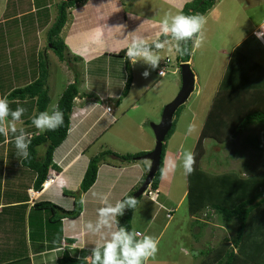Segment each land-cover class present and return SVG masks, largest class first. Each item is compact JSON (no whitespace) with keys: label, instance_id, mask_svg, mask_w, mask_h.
Returning a JSON list of instances; mask_svg holds the SVG:
<instances>
[{"label":"rangeland","instance_id":"374dc122","mask_svg":"<svg viewBox=\"0 0 264 264\" xmlns=\"http://www.w3.org/2000/svg\"><path fill=\"white\" fill-rule=\"evenodd\" d=\"M4 2V0H0V19H2L3 16L2 9L4 7ZM55 2L57 3L58 0H55ZM146 3H148L150 7L154 6L160 9V11L156 12V17L158 18H164L165 14L169 12L173 14L179 13L182 8H174V5H170L172 3H170L169 0H167V3H163L159 0H129L126 4L128 7H133L134 10L138 11V9H146ZM30 5V0H17L15 8L12 7V3L10 4L8 15L12 18L22 15V19L26 18L28 21L32 15L30 13ZM55 6L57 7V4ZM150 11L152 12V9H150ZM46 12L47 11L41 12L38 19L31 18L32 26L30 25L28 28L23 29L21 37L27 39L28 45L33 42V46L29 50L30 56L24 60L25 64L15 60L18 66L24 65L22 68V76H19V79L16 78L18 83L15 87L19 84H24L27 80L33 81L38 74H35L33 72L34 70L32 71L30 69V65L34 64L38 73V62L43 59L46 60V57L43 55L44 51H42L43 47L37 42H40V37H42L45 42L47 40V32L44 33L43 36V31L39 33L49 20V17L43 18V14ZM118 13L123 15L124 11L122 10V12H120L119 8ZM204 16L207 21L203 28L205 39L199 48L194 49L192 45L190 60L188 61L195 74L194 90L182 104L181 108L174 113L173 119L175 123L173 132L164 140L162 146L164 148V156L167 154L170 159L177 162V170L175 173L171 174L167 180H161L158 189L162 193L160 197L157 198V203H152L149 196L142 195L132 212L131 227L134 231H139L141 233L140 236H137V239H142L144 235H149L159 241L157 254L154 258H150L146 261L145 264H201L205 259L209 260V258H211V254L213 253L212 250L210 251L211 247L219 248L223 246L224 249L230 247L232 244V237L237 228L235 220H231L229 223L223 222L221 215L215 211L207 212L208 210L206 209L207 211H198L194 213V215L189 214L187 192L182 199L181 196L186 189L187 191L188 189L195 191L198 187V182L193 179V176L191 180H188V175H185L183 170L179 167L182 155L178 160L174 157V151L179 145L182 147V152L186 149L193 151L195 154L194 168L196 167V170L201 172L204 179L216 175H223L228 172L230 173L231 171H235L240 177L245 178L254 174L258 175L264 171V125L257 121L248 122L245 127H242L233 137L227 140L220 139L219 136L224 135L222 131L217 132L214 130L218 126V118L224 117V122L228 124V121L235 115L249 113L257 106H244L241 102V104L234 103L233 101L230 102L228 97L226 99L224 97L222 99V105L218 106L212 113L217 119L214 126L212 129H209V124L205 125L201 134L204 133L207 135H201L199 137L200 130L207 117L226 65L233 56L235 50H237V57H239L240 61L244 60V62H248L254 70L259 69V74H261V77H264V42L258 40L254 35V32L259 31V27L264 25V0H216L213 6L205 12ZM19 18L20 17L12 20L15 26L21 21V18L20 20ZM120 22L119 17V34L115 39L117 40L115 46L119 48H121L119 40H121L123 36L122 31H124L123 27H120ZM68 23H71V21L67 22L66 25H68ZM67 31L66 29L65 35ZM15 34L16 36H20L18 32H15ZM160 35L161 33H159V35L157 34L155 39L150 41L151 45L153 44L151 50L163 60L169 57L170 64L166 69V73L164 75H159L158 69L160 67L153 69L143 60H138L135 64L131 63L128 58L125 60L129 62L130 68L129 70L125 69L123 74L126 72L125 75H129L128 83H130V91L124 99L123 97L121 98V101L123 99L122 105L118 106L116 109L115 102L110 104L109 102L99 100L98 96H96V102H99L100 105L96 108L95 112L93 111V114H89L88 116V112L85 115V117L88 116V118L82 124L81 132L87 130L90 123L91 127L83 136L80 146L88 147L86 150L88 155H93L104 149L109 150L110 153L114 152L119 155L126 152L140 151V149L143 148L150 147V150L153 149L155 138L151 124L160 121L163 107L175 97L181 85L180 63H178L176 59L178 55L176 51V42L172 39H167L168 43L165 45V48L156 49L154 45L158 42L157 40ZM15 40L16 38L11 40V43ZM122 41L124 42V39H122ZM64 43L66 45L65 50H67L68 45L65 41ZM171 43H173V46ZM44 45L45 44H43V46ZM173 47L174 50H172ZM39 49L42 50L38 51ZM0 52L6 54L7 51L0 50ZM5 54L0 53V79L5 77L4 73L6 70H3L2 67ZM6 56V62H9L10 58L7 54ZM53 56L56 55L53 53ZM64 57L66 58L65 51ZM74 58L77 57L75 56ZM112 58L114 59L113 55ZM115 58L121 60L119 57ZM47 62V85L48 88L50 87L49 93L51 97L47 108L49 112L52 104L57 102V96L59 97L61 95L69 83L75 82V73L73 74V71H71L70 74L66 72L58 65V59H52L50 55H47ZM95 63L88 68L90 75L86 73L84 84L81 83V76L83 77L86 68H82V75L77 74L79 78V80L77 79L79 92L87 89L88 82L93 83L91 72L97 67V64H99L98 67L100 71L98 80L110 82L112 79L113 70H111V65L102 61ZM81 66L82 65H79L78 67ZM145 71L149 72L147 78L143 76ZM121 73H119V75L115 74L116 80H119L120 83L123 79L125 81V77L122 78L123 74ZM22 81L24 82L22 83ZM124 81L122 82L123 86ZM96 86L97 88H95L96 91L94 93L99 95V97L102 93H107L106 88L102 87L101 82L100 84H96ZM11 90L12 88L9 82H2L0 80V98L6 97V94ZM259 90H264V87ZM109 91L112 92L110 87ZM78 99L79 98H77L74 103V108H80V106L84 105V102H87V99L83 102H79ZM18 102L17 100L9 102L10 112L14 111L17 107H23L25 109L22 115L23 117H29L31 114L35 113L36 107L34 99L31 101V99L26 98L24 102L19 104ZM105 103L106 105H111L110 107L113 109L111 112L112 116L110 114L111 119L107 116L101 117L93 124L92 121L96 119L104 109ZM260 107L261 110L264 111V103L260 105ZM8 117L12 118L11 114H9ZM143 120L144 122L139 125ZM18 126H21V124ZM189 127L192 129L190 134L188 133ZM207 129L211 132L207 133ZM13 133V136L18 135V128H16V131ZM198 137L200 138L199 142L197 141ZM196 141L198 144L194 148ZM260 142L262 143L259 147ZM13 144L14 143L4 144L0 147V156L5 151L3 156L4 162H0V169L4 167L3 165L5 164L10 165L8 169H15L13 163L16 154L13 151ZM105 156L107 157V161H116V157H111L109 154ZM136 157L135 160H132L135 164L138 162L137 164L143 163L145 166H149V164L146 163V161L149 160L137 161ZM139 161H141V163ZM118 162L123 163L120 160H118ZM133 172L134 170L130 167H127L126 170L124 169L122 173H117L114 169V180L107 190V204L100 199L99 201H102L100 204L101 207L107 205L115 206L117 201H123L122 197L128 185V183L125 184V182L130 178ZM135 177L136 178L129 184V187L134 185L137 180V176ZM7 180L9 181L10 179ZM134 193L132 194L134 195ZM163 193L166 195L170 193V199L167 200L164 197L163 201ZM133 195L131 197H133ZM9 196L8 193L6 197L8 198ZM99 196V192L93 195L94 199ZM69 198L70 197L66 195L64 200L68 202ZM180 199L181 201L178 203ZM158 203H161L162 206L166 208L174 209V213L170 219L166 217L165 208L161 206L158 207ZM100 206L95 204L96 209H99ZM92 218L89 219L86 226L88 227V223L91 222L92 228H87V230L90 233L93 232L95 235L93 236L90 234L89 238L91 239L89 241L91 242H89L90 244L87 248H84L85 250H93L89 247H102L105 241L110 238L111 232L117 229L114 218L111 222V228H101V230L97 232L95 230L97 226L93 225L98 222L99 216L98 214L95 216V222ZM0 220H2L1 217ZM0 228H2L1 223ZM20 229H22L21 225L17 226L13 231ZM208 252H210V254H208Z\"/></svg>","mask_w":264,"mask_h":264},{"label":"crops","instance_id":"0c3cea01","mask_svg":"<svg viewBox=\"0 0 264 264\" xmlns=\"http://www.w3.org/2000/svg\"><path fill=\"white\" fill-rule=\"evenodd\" d=\"M4 1V7L2 9L3 16L2 19H0V41H2L0 42V50L7 51L6 54L9 56L10 61L6 62V54L0 52L1 54H5V60L2 62V67L3 70H6L4 73L5 77L0 80L2 82H9L10 87L13 89L16 88L15 86L18 83L16 78L19 79V76H22V68L24 67V65L18 66L16 61L25 64L24 60L30 56L29 50L33 46V42L28 45L27 39L21 37L23 29L28 28V26L31 25V18L38 19L41 12L47 11L43 14V18L49 17V20L39 31V33L43 31V36L55 20L57 7L55 6V0H30V13L32 15L30 18L28 17L29 20L27 21L26 18L22 19V15L14 18L8 15L10 4L12 3V7L15 8L17 0ZM128 1L129 0H86L69 9V20L66 21V23L69 21H71V23H68V25L65 23L61 33L62 36H64V41L68 45L67 50H65V59L71 62L72 66L70 67L66 61H60L56 56H53L52 51L47 47V40L45 42V40L40 37V42L37 41L38 44H41V47H43V50L39 49L38 51L42 50L44 51L43 54L50 55L52 59H58V65L69 74L72 71L71 68H75L76 74L82 75V68L85 67L84 75L83 77L81 76L82 84H84L86 73L87 75H90L88 68L95 62H107V64L112 67L111 70H113V75L110 82L98 80L100 71L98 67L99 64H97V67L91 72L93 83L88 82L87 89L80 91L78 95L79 97L74 99V103L77 98H79V102H83L85 99H87V102H84V105L80 106V108H74L70 117V126L67 136L64 141L54 149L53 162L55 166L51 167L47 174V177H51L52 179V181L49 179L47 180L50 184L48 189H45L43 185L39 189H34L32 187L35 173L33 170L22 165L21 159L23 156L19 154V150L15 147V139L17 136L23 134L27 139L31 134L39 132L32 123L26 121L33 114H29V117L21 116L19 120H13L10 117H6L5 121L0 123V127L5 129V133H0V147L4 144L14 143L13 151L16 154L13 163L15 166L14 170L8 169L10 165L7 164L3 165L4 167H1L0 169V217L2 219L0 220L2 225V228H0V264H61L57 260L64 255L66 256V254L78 259L84 258L86 264H88L90 262V259L88 258L91 257V253L85 252L86 250L84 248H87L90 244L89 242H91L89 241L91 239L89 238L90 234L93 236L95 234H93V232H88V227L86 225L92 216L93 221H96L95 216L97 215L98 209L95 208V204L100 206L102 203V201H99L101 196L107 195V190L114 180V169L117 173H122L127 167L134 170V174L132 173L130 178L125 182V184L128 183V185L126 186V191L123 196L134 185L139 184L141 177L147 171L148 166L146 168L143 163H119L118 161L113 160L102 161L99 165L95 183L86 192L81 193L80 195L81 213L74 219L65 217L60 221L53 222L49 219V213L47 210L38 209L34 206L35 202L48 200L65 209H71L70 207H73V197L69 196L70 198L67 202L64 200L66 195L63 194V191H76L79 188L80 181L87 167L90 155L86 153L85 149L88 147H81L80 144L86 131L91 127V123L87 130H83L82 132L81 127L87 120L89 114H93V111L95 112L96 108L100 105L99 102H96L95 97L98 96L99 100L109 102V98H115L121 93L123 81L120 83L119 80H116L115 74L119 75L121 72V74H123L125 71L124 64L127 62L125 60L128 58L126 55L127 48L133 39V37L129 35L130 33L135 32L137 38L143 40L145 44L150 43V41L155 39L157 34L159 35V33H161L159 23L163 18L156 17V12L160 11V9L155 8L154 6L150 7L148 6V3H146V9H138V11H136L133 7L127 6L126 3ZM159 1L167 3V0ZM187 1L189 0H169V2L172 3L170 5H174L173 7H177L178 9H180ZM119 8L120 12H122V10L124 11L123 15L118 13ZM150 9H152V12ZM18 17L21 18V21L15 26L12 20ZM119 17L121 21L120 26L123 25L124 29V31H122L123 36L121 40H119L121 48L115 46V43L117 42L115 39L119 34ZM146 21L151 22L146 23ZM66 29L68 31L65 35ZM15 32H18L20 36H16ZM14 38H16V40L11 43V40ZM122 39H124V42ZM43 44L45 45L43 46ZM171 45L173 46V43H171ZM172 50H174V47ZM121 51H125V54H118ZM112 55L114 56V59L112 58ZM75 56L77 58H74ZM115 57H119L121 60L116 59ZM161 59L162 58H160V60ZM127 63L129 64V62ZM79 65L82 66L78 67ZM30 69L32 71L34 70L33 72L35 74H38L34 64L30 65ZM125 74H123L122 78L125 77ZM23 82L24 81H22V83ZM29 82L31 81L27 80V82L24 84L21 83L22 85L19 84L17 87L23 86ZM100 82L102 83V87L106 88L107 93H102L99 97V95L94 92L96 91L95 88H97L96 84H100ZM111 84L113 86H110ZM109 87L112 89V92L109 91ZM123 99L118 102L116 109L118 106L122 105ZM24 100H17L19 101L18 104L24 102ZM32 100L33 99H31V101ZM55 104L56 103L52 104L49 114H51ZM106 106L105 103L104 109L98 117L92 121L93 124H95L101 117L107 116L111 119L110 114L105 112ZM86 113H88V116L85 117ZM144 120L141 121L139 125L142 124ZM7 123L10 125H7ZM20 124L21 126H18ZM11 125H14L19 131V134L15 136L13 141H9L10 136H8L10 132H13L8 129ZM39 147V152L41 153L44 150V146ZM149 150L150 147L130 153H138L141 151L147 152ZM4 152L0 156L1 163L4 162ZM174 152L175 159H180V156L182 155V147L179 145ZM139 162L141 163V161ZM135 176H137V180L132 187H129L132 180L136 178ZM7 179L10 180L8 181ZM160 182L161 179L159 184ZM98 192L100 193V196L94 199L93 195ZM186 192L187 189L183 191L181 199ZM8 193L10 196L7 198L6 196ZM161 193L162 192L159 190L158 197H160ZM164 197L169 200L170 193L163 195V201ZM151 202L155 203L153 200H151ZM159 206H162V204L158 203V207ZM19 225L22 226V229L13 231V229ZM93 226H97V223ZM89 248L94 249V247ZM64 261H66L65 258H63V262Z\"/></svg>","mask_w":264,"mask_h":264},{"label":"trees","instance_id":"16d2710c","mask_svg":"<svg viewBox=\"0 0 264 264\" xmlns=\"http://www.w3.org/2000/svg\"><path fill=\"white\" fill-rule=\"evenodd\" d=\"M83 1L84 0H58L56 3L57 14L55 20L47 30V47L50 48L61 61L65 60L64 51L66 49L61 32L68 20L69 9L83 3ZM215 1L216 0H190L183 4L179 13L186 15L199 13L204 15L205 12L213 6ZM167 39H171V37H166L161 34L157 41L162 42ZM194 39L195 37L193 40L180 42V47H187L188 53L185 55H179L178 53L176 59L179 62L189 61L190 50ZM146 45L151 49L153 44L151 45L150 42ZM123 53L124 51H121L118 54ZM43 55L46 57V60L43 59L38 62L37 77L33 81L23 86L16 87L6 94L8 100H24L26 98L35 100L36 111L26 120L28 123H32V119L39 115L40 112L46 111L51 100L47 85V55ZM237 56V50H235L233 56L226 65L199 137L201 135H207L204 133L201 134L205 125L209 124V129H212L214 126L217 119L212 113L218 106L222 105V99L224 97L225 99L228 97L230 102L233 101L237 104L241 102L244 106L257 107L253 108L249 113L235 115L228 121V124L224 122V117L218 118V126L214 130L224 133V135L219 136L221 140H227L233 137V135L242 127H245L248 122L257 121L264 125V111H262L260 107V105L264 103V90H259L264 87V77H261V74H259V69L254 70L248 62H244V60L240 61ZM65 61L69 67L72 66L70 61ZM124 66L125 69L129 70L130 67L127 62H125ZM71 69L75 73V82H71L65 87L55 104V106L58 105L60 110L64 113L63 125L55 131L35 132L26 139V142L31 141L28 148L29 157L27 159L22 157L21 163L34 171L35 178L32 186L34 189H39L42 186L49 169L55 166L53 162L54 149L64 141L68 133L70 115L74 110V99L79 95V87L77 86V79L79 80V78L77 77L75 68ZM128 82L129 75H125L124 86L121 93L115 98H109L112 100L109 101L110 104L115 102L117 105L121 98L127 95L130 88V83ZM110 86L113 85L111 84ZM181 106H179L175 112H177ZM174 123L175 120L173 119L172 126L164 140L172 134ZM7 125L10 124L7 123ZM8 129H11V127ZM206 132L210 133L211 131L207 129ZM13 135V132L8 134V136H10L9 141L14 140L15 136ZM199 140L200 138H198L197 141L199 142ZM198 142H196V145ZM261 143L262 142H260L259 147ZM39 146H44V150L41 153L39 152ZM87 149L88 148H86L85 151ZM143 153L146 152L141 151L138 153L119 155L114 152L110 153L109 150L104 149L103 151L90 155L79 188L76 191H63L64 195L73 197V207L71 209H65L48 200L35 202L34 206L38 209L47 210L49 219L53 222L60 221L65 217L74 219L81 212L80 195L86 192L95 183L99 165L102 161L106 160V154L114 158L116 157V161L120 160L123 163H130L133 162V159L135 160L136 156ZM163 157L164 148L162 147L158 169L161 167ZM158 169L151 181V189L153 190L158 186L160 180ZM145 175L146 173L141 177L139 184L143 181ZM192 176L193 179L198 182V187L195 191L191 189L187 191L189 214L194 215V213L198 211H215L221 215L223 222L229 223L231 220H235L237 223V228L232 237V244L230 247H227V249H224L223 246L219 248L211 247L210 251H213L211 258H209V260L205 259L201 264H264V171L258 175L254 174L245 178L240 177L235 171H231L230 173L228 172L223 175H216L204 179L201 172H198L195 167L193 173L188 175V180H191ZM139 184L134 185L122 197L123 200L126 199L128 195L132 196V193L138 188ZM141 196L142 195H139L135 198L137 203ZM135 207H127L123 215L115 217L116 224L118 221V226L126 228L129 232H135L131 227V217ZM161 207L165 208L164 206ZM169 210L173 215L174 209L171 208ZM135 239H137V237H135ZM85 252L91 253L92 255L93 250H86ZM208 254H210V252H208ZM63 258H65L66 261L63 262ZM57 261L61 264H86L85 260L71 257L67 254Z\"/></svg>","mask_w":264,"mask_h":264},{"label":"clouds","instance_id":"9594fccd","mask_svg":"<svg viewBox=\"0 0 264 264\" xmlns=\"http://www.w3.org/2000/svg\"><path fill=\"white\" fill-rule=\"evenodd\" d=\"M150 22L151 21H146V23H150ZM206 22H207L206 17L199 13L186 15L183 13L173 14L169 12L165 14V17L159 23L160 32L166 37L170 36L171 39L176 42V51L180 55H185L188 53V48L187 47L181 48L180 42L193 40V38L195 37L193 41V48L194 49L199 48L205 39L203 28ZM259 29H260L259 31L254 32V35L258 40L264 42V25L260 26ZM129 35L132 36L133 39L127 48L126 55L128 57V60L133 64L138 62V60H143L153 69L157 67L161 68L162 66L164 73L163 74L158 73V74L164 75L166 73V69L169 67L170 59L168 63L165 64L164 61L166 58L164 60L163 59L160 60V57L158 55H155L143 40L137 38V34L135 32L130 33ZM167 43H168L167 40L163 42L158 41L155 43L154 47L156 49H163L165 48V45ZM178 63H182V62L178 61ZM163 70H161V73L163 72ZM148 75L149 72L147 71L143 73V76L145 78H147ZM110 106L111 105L106 106L105 112L111 114L112 116L111 113L112 108ZM24 112L25 109L23 107H17L14 111L10 112L8 98L7 97L0 98V123L4 122L5 118L8 117L9 114H11L13 120H19ZM173 116H172V121H173ZM63 123H64V113L60 110L58 105L54 106V110L51 112V114H49L47 110L42 111L39 113V115L35 116L32 119L33 126L40 132L55 131L59 127H61ZM10 127L13 132L16 131L14 125H11ZM191 131L192 129L191 127H189L188 133L190 134ZM0 133H5V129L3 127H0ZM30 143L31 141L26 142V138L23 134L17 136L15 139V147L19 150V154L22 155L23 158L25 159L29 157L28 148ZM136 159L144 160V159H139L137 157ZM146 163H148L150 166L152 161H146ZM194 165H195V154L191 150H187V149L184 150L182 152V158L179 165V167L183 170V173L185 175L192 174L194 171ZM149 166L147 168L146 174L148 173ZM177 167H178L177 162L173 159H170L166 154L162 158L161 167L158 169L160 174V179L162 181L167 180L171 174L176 172ZM48 179L52 181L51 177H46L45 181L42 184L43 187ZM143 181L141 182V184H139L138 188L142 185ZM151 181L141 195L149 196L150 201L153 200V202H157L159 189L158 186L154 190L151 189ZM138 188L134 192H136ZM101 199L105 202V204H107V195H102ZM136 203L137 200L134 197L129 196L123 201H117L115 206L107 205L105 207L99 208L97 210L99 220L97 222V227L95 230L99 232L101 228H111L112 220H114V218L117 216L123 215L125 208L127 207L134 208ZM165 209H166V214L170 212L168 208ZM88 228L90 229L92 228L91 222L88 223ZM140 235L141 233L139 231L129 232L126 228L118 226V221H117V229L111 232L110 238H108L105 241V243L102 246V249L101 247H96L93 249L91 257L88 258L90 259V262L88 264H145L146 261H148L150 258H154L155 255L157 254L159 241L156 238L149 235H144L142 239H138V240L135 239V237ZM80 259L84 260V258H80Z\"/></svg>","mask_w":264,"mask_h":264},{"label":"water","instance_id":"95a60500","mask_svg":"<svg viewBox=\"0 0 264 264\" xmlns=\"http://www.w3.org/2000/svg\"><path fill=\"white\" fill-rule=\"evenodd\" d=\"M179 68H180V78H181V85L179 91L177 92L175 97L167 104H165V106L163 107L160 121L151 124L155 138L154 147L152 150L137 157L139 159H146L152 161V163L149 166L148 173L142 185L134 193L133 195L134 198L141 195L144 192V190L147 188L150 181L152 180L156 170L159 167L163 141L172 126V116L174 112L177 110V108L187 100L189 95L194 90L195 75L189 63L182 62L180 63Z\"/></svg>","mask_w":264,"mask_h":264},{"label":"built area","instance_id":"2783aa9c","mask_svg":"<svg viewBox=\"0 0 264 264\" xmlns=\"http://www.w3.org/2000/svg\"><path fill=\"white\" fill-rule=\"evenodd\" d=\"M168 61H169V59L166 58L165 61H164V63L166 64V63H168ZM161 70H163L162 66H161V68H160L159 71H158L159 74H163V73H164V70H163L162 73H161ZM166 216H167L168 218H170V217H171V213L168 212V213L166 214Z\"/></svg>","mask_w":264,"mask_h":264},{"label":"bare ground","instance_id":"6f19581e","mask_svg":"<svg viewBox=\"0 0 264 264\" xmlns=\"http://www.w3.org/2000/svg\"><path fill=\"white\" fill-rule=\"evenodd\" d=\"M50 187V184L48 182L45 183L44 188L48 189Z\"/></svg>","mask_w":264,"mask_h":264}]
</instances>
